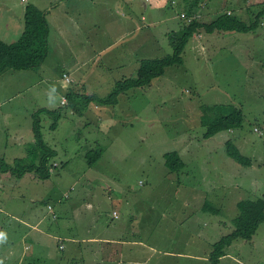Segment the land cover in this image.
I'll list each match as a JSON object with an SVG mask.
<instances>
[{
  "label": "rangeland",
  "instance_id": "374dc122",
  "mask_svg": "<svg viewBox=\"0 0 264 264\" xmlns=\"http://www.w3.org/2000/svg\"><path fill=\"white\" fill-rule=\"evenodd\" d=\"M37 1L43 8L59 0ZM99 1L114 4L120 0ZM191 1L151 0L153 16L156 14L161 19L167 14L165 17L171 18L176 14L174 10L190 5ZM207 1L214 7L223 2L227 8H236L246 15L242 17L245 20L254 18L264 8V4H256L264 0ZM24 3L23 0H0V25L15 16L12 25ZM215 16L206 18L211 21ZM108 17L102 26V32L107 34L102 38V46L94 47L104 50L97 60H91L71 74L76 78L74 82L63 76L64 71L71 70L61 65L54 53L45 67L32 69L28 75H18L25 74L18 71L16 77H0V158L8 163L15 166L16 159L25 157L30 162L38 161L34 110L45 108L60 114L56 129L51 128L54 121L51 115L40 114L44 138L58 152L50 158L56 167L51 169L49 177L42 178L33 169L21 176L0 172V206L6 211L0 210V219L6 220L3 215L8 213L14 215L12 220L0 225V264H24L10 253L14 243L31 239L23 237L19 216L28 221L22 227L30 228V222H38L40 227L50 225V232L56 221L51 220L48 211L53 213L55 196L63 191L72 195L69 200L64 199L67 203L76 205L83 197L92 204L93 207L78 214L86 218V223L96 219L93 223L98 230L114 220V208L120 212V219L125 218L127 242L132 252L126 251L118 264H157L164 257L188 261L187 253L198 261L201 254L210 247L212 250L214 242L234 228L232 220L238 212L237 202L259 197L264 192V68L261 69L264 57H260L264 55V29L248 34L236 32L237 37L222 34L220 37L217 32L207 37L203 33L202 39L209 38L206 54L220 52L228 55L225 60L221 56L216 63H206V48H199L202 54H198L197 48L191 50L190 42L184 64L169 66L150 84L129 87L116 105H101L91 100V95L107 97L118 80L138 78L141 61L163 58L173 52L169 36H164L167 28L164 22L149 31L144 25L135 27L134 20L133 33L125 34L123 41L120 36L124 32L112 24L115 15ZM171 20L170 28L175 26ZM227 39L237 43L227 47ZM113 41L116 46L133 43L132 52L124 49L128 56L116 54L115 64L112 52H108V45ZM231 55L243 56L244 63L235 61ZM71 83L80 89L78 93L69 91L78 112L72 105L57 104H60L61 92ZM15 89L21 90L20 96L14 94ZM46 100L54 103L48 104ZM44 102L46 107H41ZM213 104L242 107L245 113L242 127L205 137L204 108ZM228 139H233L242 153L252 158L253 165H242L226 153ZM170 151H178L185 162L181 171L170 170L166 165L165 154ZM93 178L96 182L83 189L84 183ZM74 181L78 182L73 184ZM100 186H106L107 190L103 192ZM80 187L84 192H79ZM105 194L123 197L124 202L113 206ZM207 202L210 207L205 206ZM78 214L74 208L62 219L70 218L69 224L74 227ZM109 232L105 228L104 235ZM229 249L244 264H264V222L251 240L237 239ZM146 251L148 262L141 257Z\"/></svg>",
  "mask_w": 264,
  "mask_h": 264
},
{
  "label": "crops",
  "instance_id": "0c3cea01",
  "mask_svg": "<svg viewBox=\"0 0 264 264\" xmlns=\"http://www.w3.org/2000/svg\"><path fill=\"white\" fill-rule=\"evenodd\" d=\"M24 6L21 9L20 15L16 20L13 21V17L9 19L3 20V24L0 25V39L6 42H13L17 40L24 31V22H25V11L26 7L29 3H34L45 12L47 16L50 34H49V52L45 62L40 67H45L50 60L51 55L54 53L58 55V60L61 65H66L71 71H64V74L69 76L74 82L76 78L71 77V74L80 71L83 67H85L91 60H97L100 57V51L104 49H95V46H102V38L107 34L102 32V26L106 22H108V16L111 17L115 15V20L112 21V24L115 28L121 29L124 33L121 34L120 38H124L125 34L133 33L135 27H140L144 25L145 27H149V31L155 29L159 22H164L167 28L164 30V36L167 38L168 33L177 30L180 26L181 22V14L184 13L182 10H174L176 11L175 15H171V18L175 21V26H172V20L169 17H165L167 14H163L162 18L159 19L153 14L155 13L154 8L151 7V0H120L113 4V2L109 3L108 1L102 2L99 0H59L57 3H50L49 7H41L37 0H23ZM264 2V1H263ZM261 3V2H259ZM65 4V5H64ZM175 1H172V7L174 6ZM258 4V3H256ZM101 6V7H100ZM164 9L163 7H161ZM123 12V13H121ZM118 13H121L122 16H119ZM141 15V19L139 16ZM240 17H245L246 15H242L240 11L236 13ZM207 16V13H205ZM249 19V18H246ZM134 20H136V26L134 27ZM140 20V22H139ZM148 20H151L149 23ZM153 25V28L151 26ZM263 28H259L258 32ZM128 30V32L126 31ZM116 33V31L114 32ZM228 35L232 37H237L236 32L234 31H226L223 33H219L218 36ZM201 36L198 38V34L192 38L191 40V50L197 48L198 54H202L201 50L205 49V58L208 60L206 63H216L219 58L223 56V60L227 58L228 55H220V52L215 54H206V50L208 49L209 38L202 39L204 34L199 33ZM227 37V36H226ZM155 37L154 39H157ZM225 39V38H224ZM201 43V45H200ZM222 46H224V41H221ZM230 43L236 44L237 41L234 39L226 40L225 46L229 47ZM116 42L113 41L108 46V52H112V62L117 63L116 54L121 57L128 56L126 50L133 51V43L128 42L125 45L116 46ZM144 47L142 43H137ZM149 44V41L147 43ZM104 46V45H103ZM106 48V47H104ZM126 48V50H124ZM201 48V50H198ZM112 49H114L112 51ZM96 51V53H94ZM232 53V52H231ZM232 58L237 62L243 61V56H234L231 55ZM260 57L263 58L264 55L260 54ZM242 59V60H240ZM264 68L261 67V69ZM25 73L18 75H28L30 70H9L5 73L1 74L0 77H5L8 79V76L13 75L16 77L15 73ZM23 71V72H20ZM50 78V76L45 77ZM68 81V80H67ZM71 81V82H72ZM18 96L21 95L20 89H15ZM69 91H74L76 93L80 92V89L77 88L76 85L72 84L67 88H64V92H61V101L60 104L57 102L59 106H71V101L68 98ZM66 96L67 104H63L62 100ZM122 95H120V98ZM49 103H54L51 101H47ZM41 107H46L42 103ZM118 104V103H117ZM116 105V104H114ZM2 105L0 104V107ZM48 107V106H47ZM36 110L33 111V113ZM32 113V114H33ZM58 154V152H57ZM74 181L73 184H76ZM94 181V178L85 182V186L83 189L90 188V185ZM101 189L106 191V186H100ZM93 189V188H91ZM67 191H63L60 195L55 196L56 202L53 204L52 209L53 213L48 211V214L51 217L54 228L51 229L50 225L45 227H40V223L38 222H30V228L22 227L23 222H28L23 217L19 216L20 222L18 223L19 227L22 229V235L31 237L30 240L14 243L13 247H11L10 253L12 255L18 256L19 261L24 262V264H118L123 261V256L128 251V254L132 252L130 247V243L126 244L127 238V229L125 218L120 219V212L115 208L113 209L112 218L114 220L108 222L102 229L98 230L96 228V224L93 223L96 219H89L90 222L86 223V218L84 216L79 217V214H83L84 209L87 207H91L92 204L88 203L83 197L80 198L76 205H72L69 201L64 200L68 198V200L72 197L66 193ZM79 192L82 191L81 187ZM105 197L111 202L114 206L115 204H122L124 202L123 197L113 196L112 194ZM93 207V206H92ZM75 208V214L79 213L77 216V222L74 227L70 226L69 220L67 217L71 210ZM0 210H3V206H0ZM81 210V212H80ZM6 212V211H4ZM116 213V214H115ZM57 215L55 218L54 216ZM117 215V216H116ZM14 217L13 214L8 213L7 215H3V218L6 220L0 219V225L2 223L9 222ZM58 219H62V221H57ZM118 219V221H115ZM9 224V223H8ZM7 224V225H8ZM5 226V225H4ZM105 228L110 230L107 235H104ZM43 232L46 234L44 236ZM49 232V233H47ZM49 239V240H48ZM104 243V244H102ZM23 244V245H22ZM212 244V243H210ZM35 247V251L33 248ZM84 248V249H82ZM1 249V248H0ZM2 251V250H1ZM3 252V251H2ZM3 254V253H2ZM183 254V253H179ZM211 247L208 251L201 254L199 256V260H193L194 257L191 253H187L186 256L188 261L181 259L180 257H164L157 262V264H196V263H205V261L211 263L210 261ZM4 255V254H3ZM91 256L90 259L88 257L84 258L83 256ZM173 255V254H172ZM5 256V255H4ZM149 252L146 251L145 254H141L142 261L148 262ZM11 260V258H10ZM16 264H20V262H16ZM220 264H244L243 260L238 257L230 254V249L227 250V255L223 256Z\"/></svg>",
  "mask_w": 264,
  "mask_h": 264
},
{
  "label": "trees",
  "instance_id": "16d2710c",
  "mask_svg": "<svg viewBox=\"0 0 264 264\" xmlns=\"http://www.w3.org/2000/svg\"><path fill=\"white\" fill-rule=\"evenodd\" d=\"M179 3V2H178ZM264 4V2L257 5ZM207 0H192L190 5H182L185 9H180V26L177 30L168 33L173 52L159 59H147L141 61L138 69V78L118 80L113 91L105 98L91 95L101 105H114L119 101L120 95L132 86H144L165 73L166 68L171 65H182L185 62V53L193 37L199 33L214 34L226 31L239 33H255L264 27V8H262L254 18L245 20L238 16L236 8H227L223 5L214 7ZM209 11V12H208ZM214 17L211 21L206 18ZM50 27L45 12L34 3H29L25 11L24 31L21 36L13 41L6 42L0 39V75L9 70H30L40 67L46 60L49 52ZM84 95V94H83ZM81 96V94H79ZM79 96H77L80 101ZM68 98L73 109L75 101L70 93ZM83 99L85 97L83 96ZM205 105V116L203 124L207 127L205 137H212L222 131L236 130L242 127L245 120V113L242 107L235 104H213ZM84 108L81 109V112ZM86 109V108H85ZM46 112L54 118L51 128L58 126L59 112L41 108L35 111L32 116L34 119V140L36 144V162H30L28 157L15 160V166L0 158V172L17 173L21 176L27 170H36L42 178L51 175V169L55 168V163L51 164L50 158L57 154V151L50 146L44 138L40 114ZM226 153L237 162L245 166L253 165L250 156L242 153L233 139H228L225 143ZM165 163L173 171H181L185 162L180 157L178 151H170L165 154ZM210 203L205 206L210 207ZM238 212L233 218L234 228L228 234L222 236L214 242L210 254L212 264H220L223 256L227 255L228 248L237 239L251 240L260 225L264 222V192L261 196L253 199H242L237 202ZM126 244L128 245L129 243Z\"/></svg>",
  "mask_w": 264,
  "mask_h": 264
},
{
  "label": "built area",
  "instance_id": "2783aa9c",
  "mask_svg": "<svg viewBox=\"0 0 264 264\" xmlns=\"http://www.w3.org/2000/svg\"><path fill=\"white\" fill-rule=\"evenodd\" d=\"M64 76L66 77V79H67L68 81H71V78H70L69 76H67L66 74H65ZM66 100H67L66 97H64L62 102H63V103H66Z\"/></svg>",
  "mask_w": 264,
  "mask_h": 264
},
{
  "label": "clouds",
  "instance_id": "9594fccd",
  "mask_svg": "<svg viewBox=\"0 0 264 264\" xmlns=\"http://www.w3.org/2000/svg\"><path fill=\"white\" fill-rule=\"evenodd\" d=\"M148 1V0H147ZM65 75V74H64ZM65 77V76H64ZM66 78V77H65ZM72 80V79H71ZM71 82V81H70ZM66 97V96H65ZM67 99V98H66ZM63 101V100H62ZM63 103V102H62ZM63 104H67V101L66 103H63ZM116 214V213H115ZM117 216V215H116ZM55 218L57 217V215L54 216Z\"/></svg>",
  "mask_w": 264,
  "mask_h": 264
}]
</instances>
